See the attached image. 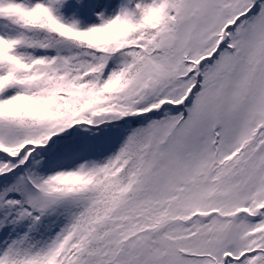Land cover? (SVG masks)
<instances>
[{
  "label": "snow or ice",
  "instance_id": "6c2138e0",
  "mask_svg": "<svg viewBox=\"0 0 264 264\" xmlns=\"http://www.w3.org/2000/svg\"><path fill=\"white\" fill-rule=\"evenodd\" d=\"M0 264H264V0H0Z\"/></svg>",
  "mask_w": 264,
  "mask_h": 264
}]
</instances>
